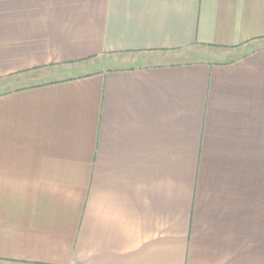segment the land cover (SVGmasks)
Segmentation results:
<instances>
[{
    "label": "crops",
    "instance_id": "1",
    "mask_svg": "<svg viewBox=\"0 0 264 264\" xmlns=\"http://www.w3.org/2000/svg\"><path fill=\"white\" fill-rule=\"evenodd\" d=\"M0 264H264V0H0Z\"/></svg>",
    "mask_w": 264,
    "mask_h": 264
},
{
    "label": "rangeland",
    "instance_id": "2",
    "mask_svg": "<svg viewBox=\"0 0 264 264\" xmlns=\"http://www.w3.org/2000/svg\"><path fill=\"white\" fill-rule=\"evenodd\" d=\"M189 50H193V51H197V48H192V49H188L187 52ZM131 57L128 58V61L130 64L134 63L136 64V62H138L139 58L138 56L140 55H130ZM155 58V59H153ZM191 59L194 61L200 59V57L196 54L193 55V57L189 58L188 56H183L180 53H173V52H166V53H162L159 55V57H148L147 60L143 61L142 63H149L152 62V60L157 63V62H175V61H182V60H188ZM101 61L98 62H102V58L98 59ZM91 63H84V64H80L77 66H74L73 69H69L66 71H59V70H50L48 72L46 71H42L41 73L38 74H29L30 78L25 79L24 81H19L15 84V86H19V85H32V84H36V83H40V82H45V81H52V80H56L58 78H62V77H70V76H75V75H79L81 73H85L88 71H92L94 69H96L94 66L90 67ZM53 71V72H52ZM14 86V87H15Z\"/></svg>",
    "mask_w": 264,
    "mask_h": 264
}]
</instances>
